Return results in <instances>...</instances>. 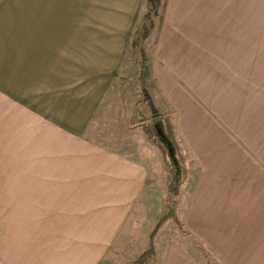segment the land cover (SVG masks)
<instances>
[{
    "label": "crops",
    "instance_id": "obj_1",
    "mask_svg": "<svg viewBox=\"0 0 264 264\" xmlns=\"http://www.w3.org/2000/svg\"><path fill=\"white\" fill-rule=\"evenodd\" d=\"M142 2L0 0V191L39 207L40 264L134 256L130 229L163 214L160 152L98 133L141 100ZM153 36L150 92L189 165L178 238L264 264V0H163ZM181 241L162 235L150 264H205Z\"/></svg>",
    "mask_w": 264,
    "mask_h": 264
},
{
    "label": "rangeland",
    "instance_id": "obj_2",
    "mask_svg": "<svg viewBox=\"0 0 264 264\" xmlns=\"http://www.w3.org/2000/svg\"><path fill=\"white\" fill-rule=\"evenodd\" d=\"M147 6H146V0H143L140 10L138 11V19L135 17L134 25L132 31L131 39L129 40V48L128 52L133 53L134 57H137V61H139V55L137 49L133 46L132 40L134 37L139 35V32L141 31L140 26V20L142 16L146 13ZM162 12V11H161ZM137 19V20H136ZM160 20V19H159ZM136 21V22H135ZM158 23V21H157ZM157 26V25H156ZM156 28V27H155ZM154 28V29H155ZM152 30L149 38L145 41L144 46L147 49V51L151 48V46L154 43V37ZM131 63H134L135 59H128ZM142 95V91H141ZM153 98V97H152ZM139 100V99H138ZM119 106H113L105 119V122L103 123V127L100 128V132L98 133H105V132H111L113 133L115 138H112L113 140L117 139L118 141H124L126 144H132L134 148L146 150V149H155V151L160 152V159L164 162V175L162 177V181L164 183H160V194L159 198H164L166 201H164L165 206L161 205L160 199L157 202V207L160 209V211L163 213L155 219V214L153 217L145 218V222L140 224L138 223L137 228L130 229L132 232V238L128 242H132L136 247V250L134 251V256H128V257H121L119 254L109 256L105 261L102 262V264H138L139 260L143 256L145 252H147L150 248V242L151 237L153 234V231L160 220L161 216L164 215L168 211V169L166 167L167 164V157L166 154L162 151L161 147L159 148V142L158 138L154 134V129L152 125V109L150 104L143 99V95L141 97V100L138 101V103L133 108V113H128L125 110V107ZM159 110V108H157ZM160 111V110H159ZM128 113V115H126ZM161 113V111H160ZM164 116V125L166 127L167 132L170 134V137L174 139V135L171 132V128L169 126H172L173 120L172 116L165 115V113H162ZM103 136H106L105 134H102ZM176 145L179 148V156L182 159V163L185 166L186 173L184 176V183H186V177L189 172V165L186 163V160L183 159V156L185 154V151L183 150V153L181 154L180 145L178 142L174 139ZM120 145V144H119ZM184 148V146H183ZM161 149V151H160ZM185 149V148H184ZM180 159V160H181ZM192 172V175L194 176L196 173V165L191 160L188 161ZM183 183V184H184ZM191 182H189L190 184ZM166 186L165 188H163ZM188 184V185H189ZM2 185V177H0V188ZM183 186V185H182ZM181 186V188H182ZM6 187H3L1 190L5 189ZM181 191V189H180ZM180 191L177 196L178 204L180 199ZM11 194V195H10ZM22 192H2L0 191V264H24V261L26 260V264L29 262L31 264H40V249L38 247V215L36 212L39 210L38 206L34 205L30 209H25V205L23 202ZM24 206V207H23ZM178 207V205H177ZM157 209V208H155ZM157 209V210H158ZM26 211L31 214H24ZM177 211V210H176ZM35 213V214H34ZM160 214V213H159ZM26 215V216H25ZM176 217V215H175ZM170 218L165 222L162 227L158 230V232L155 235L154 240V254L148 258L144 264H150L152 261V258L155 255L156 252V243L161 238L162 235H165V239H175L179 240L178 235H182L181 231L184 233H187L183 227L177 224V222L172 221ZM37 218V221L35 219ZM170 225H166L169 224ZM166 225V227H165ZM152 227V228H151ZM175 230V231H174ZM37 231V232H36ZM191 239H186V242H183L186 247L196 255L197 258L201 259L203 262L205 261V264H217L216 260L210 255L206 250L201 248L200 243L193 239L192 237H189ZM144 240V241H143ZM148 241V242H147ZM125 243V244H126ZM148 243V244H147ZM147 247V248H146ZM146 248L145 251H143ZM143 251V253H142ZM35 261V262H33Z\"/></svg>",
    "mask_w": 264,
    "mask_h": 264
},
{
    "label": "trees",
    "instance_id": "obj_3",
    "mask_svg": "<svg viewBox=\"0 0 264 264\" xmlns=\"http://www.w3.org/2000/svg\"><path fill=\"white\" fill-rule=\"evenodd\" d=\"M146 6L147 11L140 20L141 31L139 32V35L134 37L132 44L137 49L139 55V75L137 80L141 86L143 99L150 104L152 109L154 134L158 138L159 146L167 157L166 167L168 169L169 196L167 198L168 211L162 215L158 221L151 237L150 248L143 254L138 264H144V262L154 254V238L156 233L162 225L167 222V220L175 217L178 205L177 196L184 183V176L186 173L185 166L179 156V148L174 139L170 137V134L167 132L164 125V116L157 109L150 92L151 69L148 59V51L145 48L144 43L149 38L152 30L156 27L157 21H159V19L161 20L163 0H146ZM136 18L138 19V15ZM131 36L132 31L129 33V40L131 39Z\"/></svg>",
    "mask_w": 264,
    "mask_h": 264
}]
</instances>
